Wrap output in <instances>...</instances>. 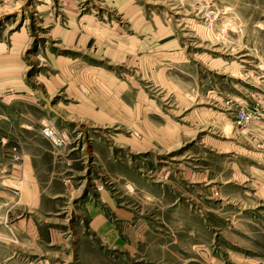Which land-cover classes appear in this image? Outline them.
I'll list each match as a JSON object with an SVG mask.
<instances>
[{
    "label": "rangeland",
    "instance_id": "1",
    "mask_svg": "<svg viewBox=\"0 0 264 264\" xmlns=\"http://www.w3.org/2000/svg\"><path fill=\"white\" fill-rule=\"evenodd\" d=\"M262 104L264 0H0V264H264Z\"/></svg>",
    "mask_w": 264,
    "mask_h": 264
},
{
    "label": "built area",
    "instance_id": "2",
    "mask_svg": "<svg viewBox=\"0 0 264 264\" xmlns=\"http://www.w3.org/2000/svg\"><path fill=\"white\" fill-rule=\"evenodd\" d=\"M263 114H264V104L257 105L253 108H248L247 110H240L237 113L238 115L237 117L239 121L246 123L249 121L260 119L263 116ZM45 131L49 136H51L54 139L55 136H52L53 132L51 133V131H47V129H45Z\"/></svg>",
    "mask_w": 264,
    "mask_h": 264
},
{
    "label": "bare ground",
    "instance_id": "3",
    "mask_svg": "<svg viewBox=\"0 0 264 264\" xmlns=\"http://www.w3.org/2000/svg\"><path fill=\"white\" fill-rule=\"evenodd\" d=\"M232 27H233V26H232ZM233 28H234V27H233ZM233 28H232V29H233ZM233 30H234V29H233ZM224 42H225V41H224Z\"/></svg>",
    "mask_w": 264,
    "mask_h": 264
}]
</instances>
